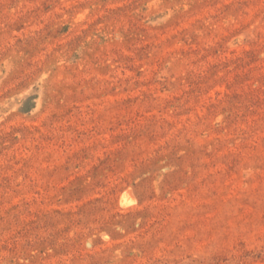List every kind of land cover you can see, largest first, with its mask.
I'll list each match as a JSON object with an SVG mask.
<instances>
[{
	"label": "rangeland",
	"instance_id": "obj_1",
	"mask_svg": "<svg viewBox=\"0 0 264 264\" xmlns=\"http://www.w3.org/2000/svg\"><path fill=\"white\" fill-rule=\"evenodd\" d=\"M0 264H264V0H0Z\"/></svg>",
	"mask_w": 264,
	"mask_h": 264
},
{
	"label": "bare ground",
	"instance_id": "obj_2",
	"mask_svg": "<svg viewBox=\"0 0 264 264\" xmlns=\"http://www.w3.org/2000/svg\"><path fill=\"white\" fill-rule=\"evenodd\" d=\"M127 191H130L129 189L127 190ZM126 192V191H125ZM128 193H132V192H128ZM125 197V196H124ZM124 197H123V199H124ZM127 197V196H126ZM132 197V196H131ZM122 199V198H121ZM123 199H122V201H123ZM131 199H133V198H131ZM131 199H129V198H125V200H124V203H129L130 201H131ZM133 201V200H132Z\"/></svg>",
	"mask_w": 264,
	"mask_h": 264
}]
</instances>
